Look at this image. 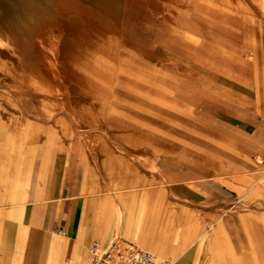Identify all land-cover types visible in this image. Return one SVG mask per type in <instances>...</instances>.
Wrapping results in <instances>:
<instances>
[{"label": "crops", "instance_id": "crops-1", "mask_svg": "<svg viewBox=\"0 0 264 264\" xmlns=\"http://www.w3.org/2000/svg\"><path fill=\"white\" fill-rule=\"evenodd\" d=\"M222 1L215 0L214 15L204 7L197 26L184 13L175 24L172 8L174 25L189 34L198 30L197 65L183 57L188 65L172 69L185 76L183 90H191V75H197L200 117L207 107L222 108L214 121L232 128L222 131L232 140L229 151L221 152L229 155L227 162L214 161V173H207L205 164L190 158L189 147L173 141L166 149L158 142L152 149L126 147L130 152L111 146L113 137L142 139L137 130L78 131L64 112L48 123L23 107L7 117L0 110V264H88L93 242L106 247L114 240L172 264H264V0ZM81 86L88 115L96 92H103L97 103L106 123L155 127L158 114L142 118V108L169 106L174 119L179 106V93L165 99L153 85L115 82L96 89L88 80ZM111 106L127 109L111 119ZM136 149L165 155L164 189L142 183L112 194L111 177L126 179L121 165Z\"/></svg>", "mask_w": 264, "mask_h": 264}, {"label": "rangeland", "instance_id": "rangeland-1", "mask_svg": "<svg viewBox=\"0 0 264 264\" xmlns=\"http://www.w3.org/2000/svg\"><path fill=\"white\" fill-rule=\"evenodd\" d=\"M16 1L0 0V110L6 112L5 117L17 106L32 114L36 112L41 117L46 116L48 123L54 122L64 112L68 125L74 119L73 125L78 131L137 130L142 139L128 140L127 143L124 139L112 136L110 144L119 151L130 152L126 149L129 146L152 149V143L156 142L159 143V148L166 149L171 147H164L163 144L173 141L175 147H189L190 158L199 159L205 164L207 173H214V161L227 162L225 159L229 155H221V152L229 151L232 140L230 133V136L222 137V131H230L232 128L230 123L214 121L221 119L222 108L207 107L206 115L200 117L197 75H191V90H183L181 84L185 76L176 74L172 69L188 65L182 64L183 57L192 67L197 65L196 26L199 13L203 14L206 7L207 14L211 12L214 15L215 0H204L201 5L199 0H139V11L129 7L124 9L122 29L119 25H112L108 29L90 20L83 24L70 21L62 27L63 30L47 25L49 33L43 34L42 39L35 37L33 42L20 33L17 17L12 14L16 11ZM224 6L230 8L229 5ZM173 7L175 24L184 14L186 20L191 19V23L196 24V29L192 27L190 34L182 25H174L171 21ZM184 23L186 26L189 24L188 21ZM88 80L96 89L105 84L113 87L115 82L132 83L145 88L153 85L158 89L159 97L165 99L167 93L169 97L179 93V100L176 101L179 106L174 107V119L169 106L159 107L158 112L142 108V118L149 119L147 115L158 114L157 121L153 123L156 128L144 123L141 126L122 122L106 123L102 118L103 107L97 103L101 98L97 94H102V91L96 92L95 106L91 107L93 113H86V92L82 90L81 84L84 85ZM174 84L182 90H172L175 88ZM186 95L189 99H186ZM183 96L185 100L181 99ZM99 103L102 104L101 101ZM106 109L110 118L115 119L116 114H124L127 108L111 106ZM90 117L92 122L87 124ZM136 118L140 119L139 116ZM167 133H174L176 138L168 140ZM97 136L99 135L96 134L95 142L100 141ZM136 151L121 165V173L126 169V179L121 178L116 182L111 177L112 194L116 193L118 196L121 192L138 188L136 185L142 183L147 184V187L164 189L165 155L156 157L140 149ZM178 157L183 158L182 155ZM220 157L223 160H218ZM203 158H206L205 162ZM162 193L165 192L161 191ZM116 239H119L118 235Z\"/></svg>", "mask_w": 264, "mask_h": 264}, {"label": "bare ground", "instance_id": "bare-ground-1", "mask_svg": "<svg viewBox=\"0 0 264 264\" xmlns=\"http://www.w3.org/2000/svg\"><path fill=\"white\" fill-rule=\"evenodd\" d=\"M15 5L16 11L13 10L15 12L12 14L17 17L20 33L31 42L36 40L35 37L42 39L43 34L49 33L47 25L63 30V26L70 21L83 24L84 21L90 20L108 29L113 27L112 25H119L122 29L124 9L129 7L139 11L140 8L139 0H17ZM166 145L167 142L163 144Z\"/></svg>", "mask_w": 264, "mask_h": 264}, {"label": "built area", "instance_id": "built-area-1", "mask_svg": "<svg viewBox=\"0 0 264 264\" xmlns=\"http://www.w3.org/2000/svg\"><path fill=\"white\" fill-rule=\"evenodd\" d=\"M88 264H172V260L158 259L147 250L114 240L106 247L93 242L89 247Z\"/></svg>", "mask_w": 264, "mask_h": 264}]
</instances>
